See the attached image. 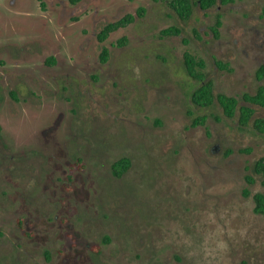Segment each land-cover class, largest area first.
I'll list each match as a JSON object with an SVG mask.
<instances>
[{"label": "rangeland", "instance_id": "374dc122", "mask_svg": "<svg viewBox=\"0 0 264 264\" xmlns=\"http://www.w3.org/2000/svg\"><path fill=\"white\" fill-rule=\"evenodd\" d=\"M43 1L0 0V264H264V0ZM186 51L233 117L193 100Z\"/></svg>", "mask_w": 264, "mask_h": 264}, {"label": "trees", "instance_id": "16d2710c", "mask_svg": "<svg viewBox=\"0 0 264 264\" xmlns=\"http://www.w3.org/2000/svg\"><path fill=\"white\" fill-rule=\"evenodd\" d=\"M43 7L45 3L40 0ZM72 4L78 3L80 0H69ZM217 0H171L170 4L174 10L178 13L180 18L186 20L191 17L194 11L195 5H199L203 9H208L215 5ZM129 23L128 18H123L117 21L107 23L100 31V39L103 41L108 38L111 32L118 29L121 26H125ZM221 26V21L217 22L214 30L217 32L218 27ZM165 35H175L179 33V28L170 27L162 30ZM109 53V48L104 47L102 52V57L105 59ZM185 64L189 74L200 81V85L194 90L193 100L201 106H207L212 104L216 99L223 106L225 114L229 117H233L236 114L239 100L236 96L228 95L225 93H219L215 95L213 89V82L206 78V73L204 72L205 60L202 57H197L190 51L185 52ZM48 62L50 64L56 63L55 57H49ZM260 75H264V65L259 70ZM13 95H16L15 91H11ZM244 99L247 102L258 104L264 106V86H260L255 94H244ZM240 111L242 115V122H248L254 112V109L248 105H241ZM204 123V119L200 121ZM258 127L264 131V119H259L257 121ZM131 160L128 157H122L116 160L113 164L114 172L117 176H122L123 173L129 168ZM254 169L257 174L264 177V155L260 156L255 164ZM248 181L250 183L254 182V178L248 176ZM246 194H250L247 190ZM255 200V211L257 213L264 214V192H256L254 195Z\"/></svg>", "mask_w": 264, "mask_h": 264}, {"label": "flooded vegetation", "instance_id": "af4514ba", "mask_svg": "<svg viewBox=\"0 0 264 264\" xmlns=\"http://www.w3.org/2000/svg\"><path fill=\"white\" fill-rule=\"evenodd\" d=\"M53 57V56H52ZM45 62V61H44ZM57 62V61H56ZM52 64H55V63H52Z\"/></svg>", "mask_w": 264, "mask_h": 264}]
</instances>
